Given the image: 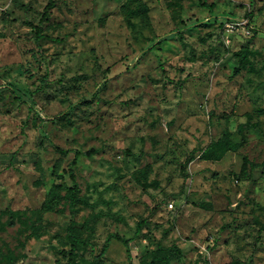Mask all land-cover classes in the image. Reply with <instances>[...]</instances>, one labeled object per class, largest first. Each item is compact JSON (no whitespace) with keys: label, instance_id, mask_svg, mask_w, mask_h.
<instances>
[{"label":"rangeland","instance_id":"1","mask_svg":"<svg viewBox=\"0 0 264 264\" xmlns=\"http://www.w3.org/2000/svg\"><path fill=\"white\" fill-rule=\"evenodd\" d=\"M145 1L151 25L135 33L126 0H0V264H67L72 219L94 245L77 264L110 233L130 253L114 239L106 264L172 245L171 264H264V0ZM241 50L252 63L234 76ZM227 131L237 150L199 158ZM77 152L91 205L73 216Z\"/></svg>","mask_w":264,"mask_h":264},{"label":"trees","instance_id":"2","mask_svg":"<svg viewBox=\"0 0 264 264\" xmlns=\"http://www.w3.org/2000/svg\"><path fill=\"white\" fill-rule=\"evenodd\" d=\"M55 6L53 1H51L48 6L45 8L44 17H47L50 14V10ZM206 6V5H204ZM209 7H213L210 5ZM150 7L147 5L145 0H126L124 4V17L127 25L133 30L135 33H142V29H145L151 25V15H150ZM33 30L35 31V35L38 40L44 39L46 36L43 35L41 26L32 25ZM249 52L246 50H241L239 53L234 54L237 60L238 65L234 68L233 75L237 76L241 74L245 69L251 66V61L249 59ZM43 82H46V78H42ZM257 124L248 120L247 122L241 124L238 128V134L242 136V141L246 140L247 132L253 128H256ZM241 145V142H238L234 139L233 133L230 131L225 132L219 139L212 141L208 144L204 149H202L199 158L209 161V160H220L222 159L226 153L229 151L237 150ZM91 152L88 154L90 155ZM79 152L76 153V158L72 162V166L70 168V175L74 182L73 186L68 190L65 195V199L68 201L69 209L73 216L76 215L77 209L79 205H91L89 198L87 196H83L81 194V188L76 179L75 172L73 170V166L76 165V159L79 156ZM197 158L195 152H193L190 157L187 158V165L194 161ZM249 164V163H248ZM247 162L243 167V175L247 174ZM150 173L149 168H144L139 171L140 176L138 177V181L142 184L144 188L148 187V176ZM56 193L52 191V197L49 201L46 202V207L49 210H53V202L55 201ZM145 225V220L140 221L138 223V230L136 235H138ZM34 237L38 238L39 233L34 230L32 232ZM68 239L71 244V249L68 253V262L67 264H77L78 251L81 247L91 246L94 249V245L92 243L91 238H83L81 229L77 227L76 221L74 219L71 220L68 227ZM117 240L121 242L130 253V243L131 239L124 238L118 233H110L102 246L101 250L98 254L95 255L94 264H106V254L109 249L110 243L112 240ZM23 247H26L23 244ZM183 257L182 250L177 245H172L170 247H160L156 249L151 258L148 261H144L141 264H171L175 260H181ZM12 264H16V260L10 258ZM206 264H210L206 262Z\"/></svg>","mask_w":264,"mask_h":264},{"label":"built area","instance_id":"3","mask_svg":"<svg viewBox=\"0 0 264 264\" xmlns=\"http://www.w3.org/2000/svg\"><path fill=\"white\" fill-rule=\"evenodd\" d=\"M227 26H229L230 28H234L235 24H227ZM169 206L173 208L174 203H170Z\"/></svg>","mask_w":264,"mask_h":264}]
</instances>
